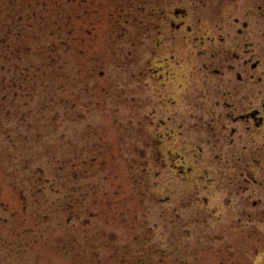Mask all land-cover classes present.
Segmentation results:
<instances>
[{"label":"rangeland","instance_id":"rangeland-1","mask_svg":"<svg viewBox=\"0 0 264 264\" xmlns=\"http://www.w3.org/2000/svg\"><path fill=\"white\" fill-rule=\"evenodd\" d=\"M0 264H264V0H0Z\"/></svg>","mask_w":264,"mask_h":264},{"label":"flooded vegetation","instance_id":"flooded-vegetation-1","mask_svg":"<svg viewBox=\"0 0 264 264\" xmlns=\"http://www.w3.org/2000/svg\"><path fill=\"white\" fill-rule=\"evenodd\" d=\"M254 67H256V65H254ZM240 78H241V76H239ZM258 118V117H257ZM256 118V119H257ZM260 118V117H259ZM255 119V117H254V122H255V125H256V128L258 129V130H260L261 129V124L263 123V121L260 119V120H256Z\"/></svg>","mask_w":264,"mask_h":264}]
</instances>
